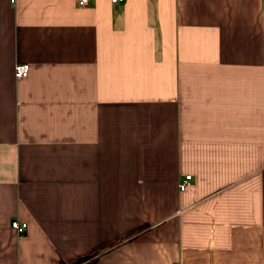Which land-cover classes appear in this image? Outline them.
<instances>
[{
    "label": "crops",
    "instance_id": "obj_1",
    "mask_svg": "<svg viewBox=\"0 0 264 264\" xmlns=\"http://www.w3.org/2000/svg\"><path fill=\"white\" fill-rule=\"evenodd\" d=\"M101 245L264 264V0H0V264Z\"/></svg>",
    "mask_w": 264,
    "mask_h": 264
},
{
    "label": "built area",
    "instance_id": "obj_2",
    "mask_svg": "<svg viewBox=\"0 0 264 264\" xmlns=\"http://www.w3.org/2000/svg\"><path fill=\"white\" fill-rule=\"evenodd\" d=\"M11 2H15L16 0H10ZM90 0H78L79 6H87ZM112 2H123L125 0H111ZM30 71L29 63H19L15 67V76L17 78H25L28 76ZM192 180V175H187L184 180H182L179 184V187L182 191H184L190 184ZM13 228H15L19 235H23L28 227V224L25 222H20L19 220H14L12 222Z\"/></svg>",
    "mask_w": 264,
    "mask_h": 264
},
{
    "label": "trees",
    "instance_id": "obj_3",
    "mask_svg": "<svg viewBox=\"0 0 264 264\" xmlns=\"http://www.w3.org/2000/svg\"><path fill=\"white\" fill-rule=\"evenodd\" d=\"M136 231L132 232L130 235H133L134 233H136ZM110 246L109 245L98 246L94 250H92V251H90L84 255L78 256L77 258L70 260L69 262L63 263V264H93L97 260L99 255H101L104 251L111 248Z\"/></svg>",
    "mask_w": 264,
    "mask_h": 264
}]
</instances>
